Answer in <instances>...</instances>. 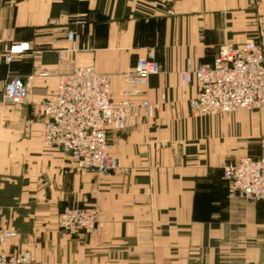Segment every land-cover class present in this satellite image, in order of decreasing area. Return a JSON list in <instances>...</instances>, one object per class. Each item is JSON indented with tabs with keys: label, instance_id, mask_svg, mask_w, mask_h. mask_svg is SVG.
Segmentation results:
<instances>
[{
	"label": "crops",
	"instance_id": "1",
	"mask_svg": "<svg viewBox=\"0 0 264 264\" xmlns=\"http://www.w3.org/2000/svg\"><path fill=\"white\" fill-rule=\"evenodd\" d=\"M248 39L264 44V0H0V228L17 233L0 252L27 250L40 264H264V206L231 194L223 175L228 162L264 156V109L199 115L189 103L198 85L180 77ZM60 50L110 74L115 100L140 57L161 65L135 98L159 103L155 117L109 133L119 163L109 175L43 144L40 103L72 67ZM30 74L27 100L5 104L7 81ZM92 205L102 227H59L66 207Z\"/></svg>",
	"mask_w": 264,
	"mask_h": 264
},
{
	"label": "built area",
	"instance_id": "2",
	"mask_svg": "<svg viewBox=\"0 0 264 264\" xmlns=\"http://www.w3.org/2000/svg\"><path fill=\"white\" fill-rule=\"evenodd\" d=\"M80 16L77 24L85 23ZM72 29L69 40L76 38ZM28 45L13 46L5 56L12 60L14 53ZM60 61L72 64L69 71L58 74L53 97L44 99L41 109L44 116L43 144L65 152L77 170L98 175L116 171L119 163L108 151L112 129L123 131L140 119L151 120L159 103L135 98L142 93L148 77L158 74L161 65L154 57H140L135 66L123 75L124 87L120 98L114 99L111 75L99 72L92 65L73 64L60 50ZM37 68H40L36 64ZM57 73L39 69V75ZM34 74L16 75L5 84V104H23L30 93ZM182 86L198 85V94L191 98V109L199 115L227 114L238 110L264 109V44L248 39L241 44L223 43L212 65H189L180 72ZM140 110V114L137 112ZM229 192L260 202L264 206V156H244L223 167ZM59 224L70 234H90L102 227L103 220L97 205L66 207L59 215ZM15 231L0 229V245L15 238ZM0 264H40L30 251L21 253L0 252Z\"/></svg>",
	"mask_w": 264,
	"mask_h": 264
},
{
	"label": "rangeland",
	"instance_id": "3",
	"mask_svg": "<svg viewBox=\"0 0 264 264\" xmlns=\"http://www.w3.org/2000/svg\"><path fill=\"white\" fill-rule=\"evenodd\" d=\"M63 211V210H62ZM61 211V212H62ZM60 212V213H61ZM60 213H59V215H60ZM59 215H58V217H57V223H58V225H59V227L61 228V229H63L61 226H60V224H59ZM101 217H102V215H101ZM0 229H3V228H0ZM65 231V230H64ZM27 251V250H26ZM26 251H22V252H26ZM21 253V252H20ZM36 259V258H35ZM37 260V259H36ZM38 261V260H37ZM39 262V261H38ZM40 263V262H39Z\"/></svg>",
	"mask_w": 264,
	"mask_h": 264
}]
</instances>
